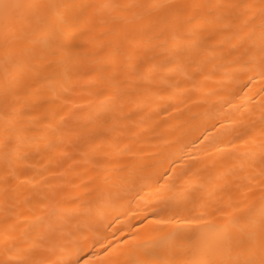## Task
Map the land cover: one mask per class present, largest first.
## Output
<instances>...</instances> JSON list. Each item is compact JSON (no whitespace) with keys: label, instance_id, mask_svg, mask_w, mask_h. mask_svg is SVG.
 Masks as SVG:
<instances>
[{"label":"bare ground","instance_id":"6f19581e","mask_svg":"<svg viewBox=\"0 0 264 264\" xmlns=\"http://www.w3.org/2000/svg\"><path fill=\"white\" fill-rule=\"evenodd\" d=\"M0 264H264V0H0Z\"/></svg>","mask_w":264,"mask_h":264}]
</instances>
